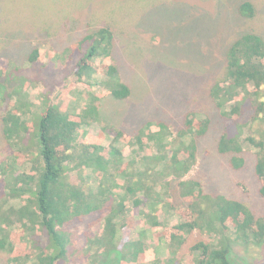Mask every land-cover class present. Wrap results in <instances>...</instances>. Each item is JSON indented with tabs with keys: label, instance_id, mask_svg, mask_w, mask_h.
Listing matches in <instances>:
<instances>
[{
	"label": "rangeland",
	"instance_id": "obj_1",
	"mask_svg": "<svg viewBox=\"0 0 264 264\" xmlns=\"http://www.w3.org/2000/svg\"><path fill=\"white\" fill-rule=\"evenodd\" d=\"M244 1L0 0V113L22 100L27 105L24 117L29 123L34 122L46 104L81 113L86 122L77 134L78 144H99L106 149L115 146L122 153L121 158L133 161L142 159L143 153L126 137L136 135L146 122L155 127L166 123L175 137L184 127L186 114L195 111L210 122L207 132L197 138V161L184 178L200 181L209 199L224 195L245 202L256 215L264 216V196L255 170L256 149L244 145L245 164L241 168L231 165L230 153L218 150L221 135L226 131L236 134L238 124H245L242 136L250 134L246 123L254 109L247 107L237 121L228 119L210 93L225 71L232 42L247 32L264 38V0H249L256 7L252 18L240 12ZM101 27L113 32L114 45L106 62L116 66L117 77L130 87L126 98H117L101 86L102 71L92 73V77H80L75 72L87 47L79 51L70 46ZM35 48L39 55L31 61L29 57ZM102 60L95 59L97 63ZM8 75L11 77L7 78ZM19 77L23 79L20 82ZM257 126L261 125L255 123L254 127ZM3 127L0 118V178L8 165L15 169L14 173L37 171L32 159L37 149L29 132L21 146H12ZM117 130L124 135L117 136ZM257 140H264V136ZM24 143L31 149L30 154H15ZM143 161L137 159L136 164L142 168L154 166L146 159ZM69 174L70 181L81 180L84 187L96 189L100 181L82 164L73 167ZM108 179L106 176L103 181L111 184ZM1 186L0 181V198ZM161 193L167 198L171 196L176 209L188 204L180 194L178 178H171L170 185L163 186ZM3 196L2 207L21 203V198L9 197L7 193ZM116 198L119 199L117 195ZM112 204L113 200L108 199L91 215L64 226L69 242L62 264H194L190 247L206 235L194 230L175 252H170L160 232L177 224L181 217L174 209L169 213L161 210L159 228L152 229L143 217L147 208L135 207L131 197L125 199V215L122 214L128 219L123 226L119 224L121 239L95 243ZM16 224L12 230L20 229ZM28 233L22 240L28 242L30 252L46 247V232L41 227ZM136 241H141L139 244L145 245V249H141L134 263L120 259L119 252L111 250L113 244L129 247ZM128 250L131 255L133 249ZM230 250L232 264H264V244L232 243ZM12 258L9 251L0 249V264H34L33 258L18 262Z\"/></svg>",
	"mask_w": 264,
	"mask_h": 264
},
{
	"label": "trees",
	"instance_id": "obj_2",
	"mask_svg": "<svg viewBox=\"0 0 264 264\" xmlns=\"http://www.w3.org/2000/svg\"><path fill=\"white\" fill-rule=\"evenodd\" d=\"M240 12L252 18L256 14V7L253 2L246 0L240 4ZM113 39L112 30L101 27L70 46L79 51L87 47L75 72L80 77H92V73L102 71L101 86L117 98H126L131 93L130 87L117 77L116 66L106 62L112 52ZM38 55V49L35 48L29 59L34 61ZM96 58H103L102 63H97ZM22 80L19 77L17 81ZM210 93L216 106L228 119L237 121L247 107L254 109L251 119L246 123L250 134L242 136L241 130L245 124L242 127L238 124L236 134L226 131L221 135L218 150L230 153L231 165L241 168L245 164L242 154L244 145H252L257 154L255 170L261 183L260 193L264 196V140H257L264 136V38L260 34L247 32L232 42L226 54L225 71L212 85ZM22 101L9 109L3 108L0 113L4 135L12 146H21L24 135L29 132L37 149V155L32 158L37 171L14 173L15 169L8 165L4 177L0 178L3 195L7 193L9 197L21 198L19 205L0 206V249L9 251L14 261L29 257L33 258L34 264H62L67 256L69 242L64 226L91 215L102 208L108 199L113 200V204L104 228L94 242L106 244L114 238L121 239L122 228L119 224L123 226L128 219L123 217L125 199L128 197L132 198L135 207L147 208L143 217L152 229L159 228L161 210L168 213L172 209L176 210L181 220L160 232L170 252H175L174 249L181 246L194 230L206 235L205 239L190 247L194 264H232V243L264 244V216L256 215L245 202L224 195L209 199L200 181L184 178L197 161V138L209 128L210 120L207 117L195 111L188 112L184 127L175 137L166 123H158L155 127L152 122H146L136 135L126 137L130 144L143 153L142 159L126 161L120 157L122 153L115 146L106 149L99 144L76 142L77 134L86 122L81 113L46 104L34 122L29 123L24 117L27 105ZM255 123L261 126L254 127ZM117 132V136L124 135L121 130ZM21 149L18 148L15 154H30L31 149L25 143ZM137 159H146L154 166L142 168L138 162L136 164ZM79 164L89 168L93 176L100 179L96 189L84 187L81 180L75 183L69 180L70 171ZM106 176L111 184L103 181ZM169 177L179 179L180 194L188 201L186 206L176 209L171 196L167 198L161 193L163 186L170 185ZM121 188L124 190L121 191ZM28 190L30 193L27 195ZM3 195L0 200H3ZM112 196L113 199L110 198ZM15 224H19L20 229L12 230ZM37 226L46 232L47 244L46 247H37L38 252H30L28 242L23 241L22 237H26L30 234L28 231H33ZM139 242L129 247L122 243L120 246L113 244L111 250L115 249L120 259L132 263L137 261L141 249H145V245ZM130 247L133 249L131 255L128 250Z\"/></svg>",
	"mask_w": 264,
	"mask_h": 264
}]
</instances>
